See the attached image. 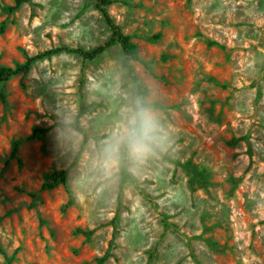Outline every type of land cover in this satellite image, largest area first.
<instances>
[{"label": "rangeland", "instance_id": "obj_1", "mask_svg": "<svg viewBox=\"0 0 264 264\" xmlns=\"http://www.w3.org/2000/svg\"><path fill=\"white\" fill-rule=\"evenodd\" d=\"M125 1L109 11L145 62L134 67L159 125L154 151L139 162L124 143L106 152L142 108L119 45L89 62L64 52L11 79L0 98V264H98L107 253L106 264H264V0ZM12 5L0 0L8 67L111 37L95 0L4 11ZM81 90L87 137L61 126L77 120ZM38 128L49 131L29 140ZM68 168L67 186L41 190Z\"/></svg>", "mask_w": 264, "mask_h": 264}, {"label": "trees", "instance_id": "obj_2", "mask_svg": "<svg viewBox=\"0 0 264 264\" xmlns=\"http://www.w3.org/2000/svg\"><path fill=\"white\" fill-rule=\"evenodd\" d=\"M96 7L102 14L107 26L110 29L111 37L105 42L103 45L98 46L97 48L86 51L82 48H71L68 46L51 49L44 53H40L33 57H27L24 63H18L14 67H8L0 63V98L5 99V85L11 79L18 77L20 75H27L32 70L33 66L45 59H50L56 55L61 53H72L81 56L84 59V62L93 61L98 58L102 53H104L108 48L113 47L115 45H119L123 51L124 59L122 61V67L127 72L131 81L136 85L137 95L142 99V108L147 109L148 104L145 102L148 96V89L146 84L144 83L141 76L136 72L134 67V63L145 64L144 60L140 56L138 46L133 41L131 35L124 33L122 27L115 21L114 17L111 15L109 9L111 6L115 4H123L130 5L129 2L125 0H95ZM24 4H32V0H14V5L4 7V11L8 13H15L21 9ZM213 44V43H211ZM81 101H80V112L78 118L75 122L69 124H61V126H66L72 128L73 130L82 133L85 137H87V133L84 128L80 124V118L88 111L89 105L86 102L85 94L83 90L80 92ZM48 129L38 128L33 134L28 138L29 140L37 138L42 135H46L48 133ZM244 139L240 138L235 140L234 142H230L231 146H236L239 142ZM20 142H16L13 147V152L11 158H15L18 145ZM128 154V149L126 148V155ZM70 173V168L64 170H55L45 175V182L42 186V191H51L56 189L59 186H67L68 184V176ZM33 199H36L37 194H32ZM73 200L71 199L69 203L65 206V208L71 206ZM87 238H91L95 231H81ZM109 254L107 253L104 257L98 260V264H106V261L109 258Z\"/></svg>", "mask_w": 264, "mask_h": 264}, {"label": "clouds", "instance_id": "obj_3", "mask_svg": "<svg viewBox=\"0 0 264 264\" xmlns=\"http://www.w3.org/2000/svg\"><path fill=\"white\" fill-rule=\"evenodd\" d=\"M158 130L155 116L149 110L141 108L129 118L127 126L117 133L116 142L109 144L106 152L112 156L118 152L120 144L124 143L133 161H143L154 151Z\"/></svg>", "mask_w": 264, "mask_h": 264}]
</instances>
